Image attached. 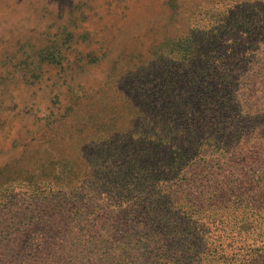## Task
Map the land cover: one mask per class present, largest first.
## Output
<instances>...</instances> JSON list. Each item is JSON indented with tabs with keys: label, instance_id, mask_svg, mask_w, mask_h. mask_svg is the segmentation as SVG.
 Instances as JSON below:
<instances>
[{
	"label": "rangeland",
	"instance_id": "rangeland-1",
	"mask_svg": "<svg viewBox=\"0 0 264 264\" xmlns=\"http://www.w3.org/2000/svg\"><path fill=\"white\" fill-rule=\"evenodd\" d=\"M220 12L264 16V0H0V264H141L144 258L137 254L143 252L164 256L162 264L172 259L180 260L179 264H203L199 257L210 251L213 225L218 227L223 209L249 189L246 176L249 181L264 177V36L256 35L250 41L251 25H222L221 31L227 34L223 43H210L207 56L195 58V64L182 62L195 49L191 42L209 29L207 17ZM257 32H264V24ZM48 48L58 52L59 65L54 70L46 65L47 60L33 63ZM21 61L20 69L25 72L11 68ZM221 72L225 81L234 84L228 110L191 106L175 114L155 102L146 117L126 125L141 133L160 131V138L174 137L186 128L199 143L202 133L212 132L216 138L211 147H195L187 158L194 165L183 174L161 169L152 176L146 174L148 183L143 184L144 178L125 164L141 156L144 148L135 133L130 135L136 142L90 146L81 134L75 135L77 139L70 137V129L79 126L76 121L58 130L51 123L55 118L51 111L61 113L75 96L97 92L119 94L122 100L112 106L132 110V92L125 91L130 80H139L156 96L177 95L171 90L174 84L173 89L182 88L181 93L199 91L197 96L211 97L215 87L209 88L207 82ZM192 78L202 87L184 88ZM165 126L171 129H163ZM164 152L158 156L161 161L168 159ZM23 168L33 174L69 173L65 191L74 188L65 196L70 200L79 196L75 189L82 187L80 195L87 206L84 238L78 234L82 225L66 229L57 223L40 224L27 230L24 215L28 212L5 205L11 198L31 204L35 194H41L14 181V170ZM75 169L79 177L74 180ZM203 171L211 173L203 175L210 179L207 185L198 181ZM191 182L198 189L189 188L188 193H197L182 200L185 211L181 216L189 226L197 225L195 239L167 251L154 243L156 235L141 240L146 230L139 213L133 212L136 204L141 207L140 201L136 203L137 192L146 196L158 190L175 191ZM224 183L236 186L229 189ZM42 194L58 195L49 189ZM261 229L252 234L258 247L264 245V225ZM230 236L222 245L226 254H230L227 245L237 244L235 231ZM148 255L146 264H155Z\"/></svg>",
	"mask_w": 264,
	"mask_h": 264
},
{
	"label": "trees",
	"instance_id": "trees-1",
	"mask_svg": "<svg viewBox=\"0 0 264 264\" xmlns=\"http://www.w3.org/2000/svg\"><path fill=\"white\" fill-rule=\"evenodd\" d=\"M207 21L209 29L202 31L201 34L203 37L197 38L198 36H196V39L191 42L195 49L193 48L192 50H189L186 56L190 57L183 59L182 62H187L190 65L195 64V58L207 56V49L212 45L210 43H223L227 34L221 31L222 28H224L222 25L228 26L232 24L237 28L244 27V24L251 25L250 27L252 30L250 33H247L250 41H255L254 38L256 35L264 36V32H257L264 24V16L244 15L241 12H228V14L226 12H220V14H217L214 17H207ZM237 35L238 34H235L234 39L238 38ZM48 49L49 51L45 50L44 53L35 56L33 63L40 59L42 61L47 60L46 65H49L51 70H54L59 65L58 52L54 51L52 48ZM40 50L41 52L44 51V47L40 48ZM0 56L3 55L0 54ZM22 57L27 60L31 59L30 56H24V54ZM21 63L23 64L21 61L18 65L14 64L10 66L12 69L18 67L20 72H25V68L20 69V65L22 66ZM221 75L224 76V72H221L218 78L208 80L207 84L209 88L215 87V90L211 97L206 98H204L203 95L197 96L200 93L199 91L193 94V92L187 91L181 93L182 88L174 90V84L171 90L174 91V93L177 92V95L166 96L162 94L156 96L152 90L146 91L143 87V83L139 82V80L138 82L130 80V84H126L125 91L126 93L132 92V99L129 101L130 106L133 103L132 110L129 111V108L123 106H120L119 109H116L117 105H114L116 108L112 106V104L120 103L122 100V97L119 94L115 95L113 93L104 96L101 92H97L92 96H75L70 100V107L62 109L63 112L61 113H58V111H51V113H54L55 117L51 123H53V127L58 130L63 128V126L65 127L67 124L76 121L79 126H75L74 130L70 129V137L77 139L78 137L75 135L79 136L81 134L80 137L86 140L90 146L106 143L110 144L113 142H119L122 144L127 140L131 141L133 137L130 134L135 133L136 136H138L137 140H142L139 144L143 145L144 148L141 151V156L128 160L125 164H127L126 166L128 170L133 171V174L137 177L141 176V178H144L142 179V181L145 182L143 184L148 183L147 179L149 178L146 174L152 176L160 172L161 169H165L167 172L175 175L183 174V170L194 165H191L187 158L195 147H211L210 142H213L216 138L212 132L202 133V142L199 143L198 141L195 142V138L191 137L192 133L186 128L178 131L174 137L164 135L165 137L160 138V131L157 133L156 131L141 133L138 131V128H127L126 125L129 123L136 124L141 117H146L148 108L153 107L155 102L168 106V108H170L175 114L182 109L190 110L191 106H199L204 109L209 107L216 108L217 110H220V112L228 110L233 102L234 84L230 81H225ZM226 76L229 75L226 74ZM191 80L192 82H186L183 87L187 88V90H189V87L194 88L197 84V89L202 87L199 80L194 81V78ZM56 81H59V79ZM170 96L171 101L168 102ZM134 102H137V104H134ZM55 123L57 125H55ZM163 129L169 130L171 127L165 126ZM99 131H101V133H98V135L97 132ZM63 135L64 137L69 138V136H65L66 132H64ZM143 135L147 138L142 139ZM149 135L153 136L149 137ZM121 139L123 140L120 141ZM177 139H180V141ZM154 140H158L159 142H154ZM132 141L136 142V140ZM151 147H154L155 149L153 150ZM157 149L159 152L155 153V150ZM162 152H164V155L168 156L167 160H159L158 156ZM29 163L31 164V167H33V165H35V159L33 158L32 161L30 159ZM222 169L223 168L220 170ZM14 171L15 174H12V178L15 179L14 181H17V184L21 183L22 188H35V193L41 192V194H35L33 197L34 202H31V204L20 202L13 198L8 200V202H5V205L9 206L11 209L20 210V208H23V212H28L24 215V217L28 219V223L25 226L27 230L40 224L48 225L57 223L58 226H64L66 229H72L73 227H80V225H82V228L78 229V234L82 238L85 237L84 228L87 218V206L85 205L86 198L80 195L83 191L82 187L75 189L79 190V196L73 197L72 200L66 198L65 194L69 191H73L74 188H68V190L65 191L67 188L66 185L70 184L69 173L66 174L62 170L60 175H56L55 173L52 174L51 172L33 174L31 171H28V168ZM235 171L242 173L243 170L236 168ZM72 173L74 180L79 177V172L76 169L73 170ZM203 175H206L207 177L211 176V173L210 171L199 172V183H205L207 185L210 179L203 177ZM244 175L245 174L242 173V177L246 176ZM248 177L249 176H246L245 178V181L248 183V191L245 194H240L239 198L232 202L229 207L223 209L218 227H216L215 224L213 225L215 226L213 234L214 238L213 244H210V251L199 257L203 264H264V245L258 247L256 245L257 240L253 238V235L257 231L262 230L261 228L264 225V177H251L250 181L248 180ZM237 182L238 178L234 180L233 184H236ZM78 183L83 184L82 181H78ZM224 185L225 187L228 186V184L225 183ZM194 186L195 184L191 182V184L177 186L175 191L158 190L156 193L152 195L147 194L146 196L145 194H141V192H137L139 193V196L136 203L140 201L141 207H138L137 204L136 206L134 205L135 211L133 212L139 213L138 217L142 218L144 221L143 227L146 230L145 233L141 234L140 239L144 240L146 236L156 235L154 243L161 245V248L165 251L173 248L175 245H179L180 242L189 244V242L195 239L196 231L198 230L197 225L189 226L187 222H182L181 216L185 211L182 200L188 199L190 196H196L193 194H196L197 191H194V193H188L189 188H195ZM232 186L235 187L236 185ZM232 186L226 188H233ZM46 189L56 190L58 193L57 197L43 195L42 193H44ZM73 209L77 212H74ZM220 210L221 208H219V211ZM177 225H179L180 228H178ZM234 231L238 237L234 240L237 244L227 245L230 254H226L222 245H224L223 243L226 239L231 238L230 235L233 234ZM240 232L248 234L246 236L243 235V237ZM250 243L252 245H250ZM143 251L146 250L144 249ZM147 254L153 256L151 252L137 254L139 259L144 258V261H142L141 264H146L150 259L149 257L146 258ZM161 257L164 258V256ZM161 257L156 258V256H153L156 261L155 264H162L164 259ZM168 263L179 264L180 260L172 259Z\"/></svg>",
	"mask_w": 264,
	"mask_h": 264
}]
</instances>
